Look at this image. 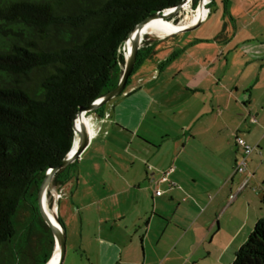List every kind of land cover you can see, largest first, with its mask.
I'll return each mask as SVG.
<instances>
[{
  "label": "crops",
  "instance_id": "1",
  "mask_svg": "<svg viewBox=\"0 0 264 264\" xmlns=\"http://www.w3.org/2000/svg\"><path fill=\"white\" fill-rule=\"evenodd\" d=\"M227 3L228 20L215 37L151 39L153 53L127 92L85 120L91 137L61 185L60 264H230L264 217V134L257 131L264 120V0ZM156 67L155 78L134 80ZM223 91L252 124L247 140L241 136L255 147L241 189L246 173H233L237 131H217L210 121ZM170 166L169 181L158 182Z\"/></svg>",
  "mask_w": 264,
  "mask_h": 264
},
{
  "label": "trees",
  "instance_id": "2",
  "mask_svg": "<svg viewBox=\"0 0 264 264\" xmlns=\"http://www.w3.org/2000/svg\"><path fill=\"white\" fill-rule=\"evenodd\" d=\"M181 1L0 0V264L50 257L53 236L35 202L39 182L77 139L78 110L117 85L134 25ZM180 8L172 10L174 20ZM147 37L131 77L153 53ZM74 162L55 173L54 185L68 180ZM230 264H264V217Z\"/></svg>",
  "mask_w": 264,
  "mask_h": 264
},
{
  "label": "water",
  "instance_id": "3",
  "mask_svg": "<svg viewBox=\"0 0 264 264\" xmlns=\"http://www.w3.org/2000/svg\"><path fill=\"white\" fill-rule=\"evenodd\" d=\"M183 1L184 0H182L181 3ZM180 4L175 5L173 7H170V8L163 9L162 11L150 13V14L146 15L145 17H143L138 23H136L134 25V27L131 29V31L128 34V36L130 34L132 35L131 52H130L128 59H126V57L123 56L124 64H123L122 74L120 76V79H119L117 85L112 90L107 92L106 94L96 98L88 106L81 107L78 110V111L82 110L86 114V116L88 117V121H89L90 113L96 114V112H95L96 108L113 101L117 97H119L122 94L127 92V89H125V86L127 84L128 79L131 77L134 66H135L136 57H137V49L141 46V39L138 40L136 37L137 27L142 22L148 20L151 17H158V18H161L164 20L174 19L175 14L172 12V10H174ZM201 21L202 20L197 21L195 23L187 24V25H185V27L176 31L175 33H182V32H186L188 30H191L193 28H196L200 24ZM172 34H174V33H172ZM128 36L126 37L125 40H127ZM124 44H125V41H124L122 46H124ZM123 54H125V52ZM73 120H74V118H73ZM72 130H73V134H74L73 122H72ZM90 137H91V133H90L89 125H88V126H85V131H84V134L82 135L79 147L75 151H73L74 142H73V138H72L71 147H70L68 153L66 154V156L62 159L61 163L58 164L57 166L51 167L49 169V171H46L44 176L42 177L41 181L38 184V187L36 190V195H35L36 206H37V209L40 213L41 218L43 219L45 224L48 226V228L50 229L52 236H53L52 251H51L50 257L46 260V262L44 264L49 263L52 255H53V253L57 247L59 248V260H58L57 264H60L64 258L65 249H66V231H65V227H64L63 222L59 218L58 213L56 211H53L50 207H47L50 210V212L54 215L56 222H57V225L54 224L51 221V219L46 215V212L44 209V203H43L44 202L43 198H44L45 189L50 184L52 178L54 177V175L57 171L66 167L67 165H69L75 159H77L79 157V155L82 153V151L87 146Z\"/></svg>",
  "mask_w": 264,
  "mask_h": 264
},
{
  "label": "rangeland",
  "instance_id": "4",
  "mask_svg": "<svg viewBox=\"0 0 264 264\" xmlns=\"http://www.w3.org/2000/svg\"><path fill=\"white\" fill-rule=\"evenodd\" d=\"M197 1L198 0H196V3ZM196 3H194L193 0H188L187 2H185V4L182 5L181 8L179 9V12L177 13V18L174 20V22H179L182 19L181 17L186 14L187 9L192 10L191 5L193 4V6H195ZM225 6L228 10L229 3H225L224 0H213V2H211L208 6V12H207V8H204L205 6H203L201 12L199 13V15L201 14L203 15V17L205 16L203 19V22H201L202 24L186 32H188L190 35L197 34L198 36H208V37L217 36L218 33L221 32V28L224 25L225 21L228 20L227 13L224 11ZM206 12L207 14H205ZM146 35L148 37L145 40H148L149 38L152 40L161 38V37H157L151 34H146ZM146 35H144L143 37L145 38ZM129 79L131 80L132 77H130ZM222 93H223L222 96L217 95V105H215L214 109L211 111L212 114L210 117V121L211 122L215 121L214 124L217 128V131H228V133H230V131L234 132L236 130L237 134H239L240 136H243L247 140V131H249L252 126V124L248 122L249 116L246 113H244L241 110L239 104L234 103V101H232L231 104L230 103L226 104L227 92L223 91ZM84 120H88V117L85 116ZM258 121H259L260 126L258 127L257 131L261 132V134H264V120L260 121L258 119ZM228 139L229 141H232L233 136H229ZM261 147L263 150V159H264V149H263L264 146L261 145ZM73 167L74 166L71 165V168ZM251 188L252 187L250 183L248 185V188H246L245 190L252 191ZM256 188L257 189H255V191L261 192V189L259 187H256Z\"/></svg>",
  "mask_w": 264,
  "mask_h": 264
},
{
  "label": "bare ground",
  "instance_id": "5",
  "mask_svg": "<svg viewBox=\"0 0 264 264\" xmlns=\"http://www.w3.org/2000/svg\"><path fill=\"white\" fill-rule=\"evenodd\" d=\"M187 1L188 0H184L179 6L184 5L185 2ZM209 2L210 0H198L195 8H192V10L187 9L186 14L181 17L182 19L179 22H174V19L164 20L158 17H154L152 19L146 20L137 27L136 37L138 40L141 39V43H142V40L144 39L143 36L146 34H151L163 38L166 35L175 33L176 31L185 27V25L187 24L195 23L197 21L204 19L203 15L201 14L199 15V13L201 12L203 6H205ZM207 12L205 14H207ZM131 47H132V35L130 34L127 40H125L124 46H122L123 53L125 52L123 56L126 57V59H128L130 55ZM84 114L85 113L82 110L78 111L73 120L74 131L78 134L77 139L74 140L73 151H75L79 147L82 135L84 134L85 131L86 124L84 120ZM43 203H44V209L46 215L51 219V221L54 224L57 225L54 215L47 208L48 206L45 203V201ZM58 260H59V248L57 247L48 264H57Z\"/></svg>",
  "mask_w": 264,
  "mask_h": 264
},
{
  "label": "built area",
  "instance_id": "6",
  "mask_svg": "<svg viewBox=\"0 0 264 264\" xmlns=\"http://www.w3.org/2000/svg\"><path fill=\"white\" fill-rule=\"evenodd\" d=\"M161 62L162 61H160V63ZM157 71H158V68L156 67L152 71L147 73V75L140 74L136 78H134V80L137 83H141L146 78H155L157 75ZM250 121L255 122L256 120L254 117H250ZM234 139H235V145L239 149V157L236 159V162L233 166V173H246L245 179L239 188V189H241L242 187H244L247 184L249 178L252 176L251 173L246 172V170H247V157L255 149V147L246 143V141L241 136H239L237 134H235ZM148 168H150V166H148ZM49 169L50 168H48L46 171H49ZM173 169H174V167L170 166L168 169L161 171L158 182L169 181V174L173 171ZM52 181H53V178H52L50 184L45 189L43 200L45 201V203L47 204L48 207H50L53 211L57 212L58 207H59V200L63 197L64 191H63V187H61L60 185H54ZM154 193L156 195H160L162 193V190L157 188V189H155ZM234 198H235V194L229 195L230 200H233Z\"/></svg>",
  "mask_w": 264,
  "mask_h": 264
},
{
  "label": "clouds",
  "instance_id": "7",
  "mask_svg": "<svg viewBox=\"0 0 264 264\" xmlns=\"http://www.w3.org/2000/svg\"><path fill=\"white\" fill-rule=\"evenodd\" d=\"M208 9V8H207ZM164 38V37H163ZM160 39H162V38H160Z\"/></svg>",
  "mask_w": 264,
  "mask_h": 264
}]
</instances>
